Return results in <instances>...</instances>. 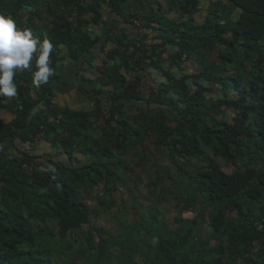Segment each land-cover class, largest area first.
<instances>
[{
    "label": "trees",
    "instance_id": "trees-1",
    "mask_svg": "<svg viewBox=\"0 0 264 264\" xmlns=\"http://www.w3.org/2000/svg\"><path fill=\"white\" fill-rule=\"evenodd\" d=\"M128 1L0 0V14L52 41L55 69L37 88L34 59L14 78L18 98L0 97V144L16 151L0 157V264H59L62 242L85 228L84 264H139V229L125 231V246L104 237L79 191L125 186L123 175L132 173L125 158L147 142L168 152L170 172L159 173L181 211L176 230L160 212L147 223L155 264H264V0H152L150 13L130 16ZM204 6L208 15L197 22ZM108 15L134 33L118 36ZM64 60L80 63L79 76L98 72L96 87L81 89L89 111L54 103ZM191 62L197 67L182 69ZM146 71L158 84L143 94ZM39 138L58 156L32 155ZM206 217L209 232L197 242L195 227Z\"/></svg>",
    "mask_w": 264,
    "mask_h": 264
},
{
    "label": "rangeland",
    "instance_id": "rangeland-1",
    "mask_svg": "<svg viewBox=\"0 0 264 264\" xmlns=\"http://www.w3.org/2000/svg\"><path fill=\"white\" fill-rule=\"evenodd\" d=\"M204 8L203 12L195 16L197 22L203 21L208 15L207 7L204 6ZM150 11L151 9L148 12L150 13ZM174 15L173 17H175ZM23 16H27L26 13ZM148 75L150 80L146 85L149 86L152 81L156 80V76L152 72L146 71L143 77ZM95 134L99 133L95 132ZM146 144L147 150L145 152L138 148L125 158L132 169L131 174L123 175L125 186H121L118 190L110 193L104 192L103 186H100L94 189L80 190L79 195L92 209L97 210L98 219L95 220L94 225L99 229H104V237L112 236L117 241L123 242L125 246V231L127 229H139L140 257L136 259V262L141 264L143 260H146L147 264H155L156 250L150 248L146 243L153 238V232L147 223H149L152 214L160 212L164 215L169 228L176 230L178 226L174 220L181 211L178 202L174 198L171 199L166 196L167 188H171L170 183L163 181L162 173H159L160 170L166 173L170 172L171 163L168 152L163 149H155L150 142ZM216 161L223 164L219 160ZM156 173H158L157 180L153 179ZM154 181L156 184H153ZM195 214L187 213L183 214V217L193 219ZM142 220L146 227L141 225ZM208 232L206 217L201 219L195 227L196 241L199 242ZM88 237L89 228H85L82 233L71 234L66 243L62 242V251L60 254H56V260L59 264H84L85 258L83 259L82 252L88 246ZM142 237L145 238L144 241L140 239Z\"/></svg>",
    "mask_w": 264,
    "mask_h": 264
},
{
    "label": "clouds",
    "instance_id": "clouds-1",
    "mask_svg": "<svg viewBox=\"0 0 264 264\" xmlns=\"http://www.w3.org/2000/svg\"><path fill=\"white\" fill-rule=\"evenodd\" d=\"M53 50L50 39H41L30 29L18 28L11 17L0 14V97L9 102L18 98L14 78L19 72L31 68L34 59L33 85L39 88L47 84L55 75V69L50 66ZM152 242L157 241L153 239Z\"/></svg>",
    "mask_w": 264,
    "mask_h": 264
},
{
    "label": "crops",
    "instance_id": "crops-1",
    "mask_svg": "<svg viewBox=\"0 0 264 264\" xmlns=\"http://www.w3.org/2000/svg\"><path fill=\"white\" fill-rule=\"evenodd\" d=\"M155 3L156 1L142 0L141 3L137 4L135 2H132V0H129L127 5H125L124 10L128 16L135 14V12L146 13L150 10L151 5H154ZM173 15V13L169 14V16L172 18H178L177 15H174L175 17H173ZM105 19L111 21L114 26H118V28L120 29L116 31L118 36L122 34L121 29L125 30L128 33H134L133 28L131 26L123 25V20L120 18L117 19L118 21H114L115 17H111L108 15ZM91 31L93 33L95 32L99 36L102 35L103 29L92 28ZM64 52L61 53L63 54ZM81 61L83 62V60ZM96 61L97 66L99 67L101 60H99L98 56ZM79 68L80 63H74L69 60H64L58 64V74L60 76V80L57 82L56 90L54 91V94L56 96L54 103L56 106H59L60 108H70L76 111H89L92 108V100L89 96L82 93L81 89L92 90L94 87H96V84L93 81L97 79L98 72L97 70H88L87 73L82 72L80 73L81 76H79ZM82 77H84V79H87L88 81L84 82V79ZM1 117L5 119L6 122H9L11 120V117L6 115V113H3ZM32 145L35 149L32 155L43 156L45 159H47L51 155L58 156V150L46 141L41 140L40 142ZM30 148L31 147H27V149ZM15 154L16 151L10 144H0V157L5 158L6 156H12ZM60 157L62 160H65L64 156ZM78 158L82 159V157Z\"/></svg>",
    "mask_w": 264,
    "mask_h": 264
},
{
    "label": "built area",
    "instance_id": "built-area-1",
    "mask_svg": "<svg viewBox=\"0 0 264 264\" xmlns=\"http://www.w3.org/2000/svg\"><path fill=\"white\" fill-rule=\"evenodd\" d=\"M135 23L137 25H140L138 20H136ZM142 32H143V30H142ZM194 67L195 68L197 67L196 62L186 63V64L182 65V69L187 71V72L192 71V68H194ZM145 73L146 72L140 74L141 75L140 91L143 94H146L149 89H154L156 87V85L158 84V80L156 79L155 81H152L149 86H148V84L146 85V83L148 82V80H150V78H149V75L147 77L146 76L143 77V75ZM135 76H136V73L135 72H131V73L126 75V79H127L128 82H133L135 80ZM40 140H41L40 138L36 139V143L40 142Z\"/></svg>",
    "mask_w": 264,
    "mask_h": 264
},
{
    "label": "flooded vegetation",
    "instance_id": "flooded-vegetation-1",
    "mask_svg": "<svg viewBox=\"0 0 264 264\" xmlns=\"http://www.w3.org/2000/svg\"><path fill=\"white\" fill-rule=\"evenodd\" d=\"M136 20H134V22H135Z\"/></svg>",
    "mask_w": 264,
    "mask_h": 264
}]
</instances>
